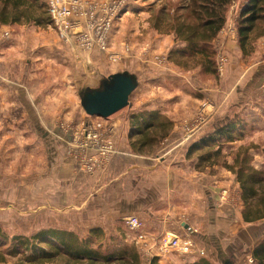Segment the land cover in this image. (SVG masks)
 Wrapping results in <instances>:
<instances>
[{
    "label": "rangeland",
    "instance_id": "1",
    "mask_svg": "<svg viewBox=\"0 0 264 264\" xmlns=\"http://www.w3.org/2000/svg\"><path fill=\"white\" fill-rule=\"evenodd\" d=\"M181 1L129 0V8L122 12L121 20L115 25L110 38L111 48L114 51L121 52L127 45L131 48L130 54H124L122 60L118 62H113L108 52L105 53L99 49L83 52L75 44L65 42L59 37L53 24L0 26V116L5 118L0 120V131L8 135L5 141L8 146H0V229L6 235L28 236L44 228L62 229L60 225H63L75 227L74 232L85 237L92 221L96 220H92V216L78 214L81 212V207L76 208L74 205L65 208L62 205L51 203V199H48L50 196L49 182L45 184L48 190L43 191L46 193V197L43 198L47 199L38 197L42 194L39 187L43 183L35 182L39 167L34 163V159L39 160L40 156L39 152H34L32 149L39 138L42 146H50V134L52 139L55 138L56 146H66L68 156L75 161V176L78 178H75L72 184L76 186L72 194L74 198L101 194L104 192L106 182L113 181L115 174L119 172L114 169L106 170L101 164L97 165L93 172H88L84 168L89 153L96 154L95 151H91V148L87 150L81 147L87 141L84 133L86 126L96 127L101 124L102 128L105 127L107 130L111 128L113 132H110V135L115 146H130L131 117L143 111L156 110L167 116L165 111L177 108L174 118L182 135L174 131L161 143L146 150L147 152L152 151L151 156L148 157L153 158L157 165L161 164V158L173 160L187 158V151L191 144L231 121L238 120L240 128L238 126L237 129L244 128V137L228 144L222 142L225 158L233 161L241 145L244 144L243 147H250L252 164L255 166L254 162L257 164L262 162L264 166V133L256 143L250 142L249 137L253 136L252 132L255 129L250 127L251 123L247 121L249 112L246 108L251 105V102L245 99L247 96L249 98V95L264 96V74L262 77H254L253 81H251L253 73L242 78L239 87L232 86V89L220 93L224 97L225 94L226 97L236 95L233 100L224 108L222 103L215 106L216 93L213 87L216 84L220 85V80L224 75L202 72L196 60H188L186 63L179 56L170 58V53L184 44L176 43L174 35L164 25L159 31L155 30L151 24L152 3H156L153 9L155 12L166 5L167 11L173 13L176 5L179 6ZM230 9L231 7L229 11ZM229 11L228 18L232 16ZM43 17L47 22L48 14ZM224 41L226 46L230 40L225 39ZM235 42L238 43V41ZM214 47L216 50V41ZM252 56L251 53L248 55L246 65ZM125 60H134L138 67L142 66L136 71L139 76V85L131 95L128 106L108 119L88 116L81 105L80 92L100 88L103 80L111 74L125 70L131 71L132 67L123 65ZM7 89H10L15 96L12 97L13 101L18 102L22 91L29 100L34 101V104L39 103L42 107L40 109L42 115L37 119V124H34L30 118L26 119L31 128L26 135L21 130L23 124L19 116V111H23V107L17 109V106H13L10 110L7 104L8 98H6V103L2 102V94ZM183 98L186 99L185 102ZM193 98L201 99V103H204H195ZM193 104L197 105L196 109L193 108ZM24 110L26 111L25 108ZM184 114L190 116V119L181 117ZM173 116L170 119H173ZM175 122H173L174 125ZM170 150L171 153H169ZM198 154L200 153L192 156L193 162L198 159ZM49 157L50 152L44 150L46 166L45 172L43 169L41 174L47 176L46 181H49V172H51ZM115 157L129 159L128 156L115 154L111 156L110 161ZM161 168L166 169V167ZM120 169L124 171L123 166ZM214 170L220 172L223 168L216 166ZM60 174L59 172L58 175ZM137 176L139 178L141 175L138 173ZM80 177L88 179L89 183L81 186ZM61 190L62 187L58 184V191ZM57 201L59 202V198ZM179 201L177 198L174 203H179ZM167 204L164 203L166 206ZM127 215L117 220L116 228L119 235L115 237L126 236L127 231L123 219ZM253 226L259 227L261 231L264 223L257 225L256 222ZM180 228L182 230L179 231L183 234V228L181 226ZM248 228L253 229L254 227ZM152 233L156 237L163 234L161 232ZM183 235L191 237L195 244L198 242L200 248L204 249L205 255L200 256L201 259H209L212 264H223L224 259H232L229 252L220 257L219 252L221 251L217 252L211 244L201 243L199 238H193L191 231L184 230ZM261 236L259 233L258 237L253 240H245L241 250H249L258 240L264 238ZM124 243L132 245L130 241ZM136 248L141 252L139 247L136 246ZM174 255L178 256L180 253H173L172 256ZM172 256H169V260H172ZM142 258L143 264H149L152 259L151 257L147 259L145 256ZM6 260L0 264H15L16 262L14 258Z\"/></svg>",
    "mask_w": 264,
    "mask_h": 264
},
{
    "label": "crops",
    "instance_id": "2",
    "mask_svg": "<svg viewBox=\"0 0 264 264\" xmlns=\"http://www.w3.org/2000/svg\"><path fill=\"white\" fill-rule=\"evenodd\" d=\"M241 3L242 0H237L231 6L229 14L232 16L228 18L226 25L237 26L236 20ZM251 37L253 39L252 51L247 55H244L237 42L228 41L226 49L229 52L230 62L225 74H223V78L220 80V85L216 84L213 87L214 93H216L215 106H219L222 103V107L224 108L233 100L236 95L226 97L227 95L225 94L224 97L221 94L233 87H239L238 85L242 83V78L253 73V79L251 80L253 81L254 77H262L264 74V28L257 27ZM250 53L253 56L246 65ZM123 65L130 66L132 69L131 71L125 70L122 72L127 71L135 75H137V69L142 67H138L134 60H125ZM137 77L139 81V76L137 75ZM12 97H15L12 91L7 89L2 94V102L6 103V98H8L7 104L10 110L13 106H17V109L23 107V111H19V116L23 124L21 130L26 135V132L31 129L26 119L30 118L34 124H37V119L42 115L40 110L42 107L39 103L34 104V101L29 100L27 95L22 91L18 102L13 101ZM245 99L251 102V105L246 108L249 112V119L247 121L251 123L250 127L255 129L252 132L253 136L249 137V140H251L250 142L254 141L256 143L260 140L262 133H264V131L261 132L264 130V96L249 95V98L247 96ZM185 100L183 98L184 102ZM193 100L195 103H201L202 101L201 99L194 98ZM241 101L243 102V99ZM36 105L39 106L36 107ZM196 106V104H193V108L196 109ZM175 112H177V108H170L164 113L167 114L169 119L174 115L171 120L175 122ZM181 117L186 119L190 116L184 114ZM2 119L5 118L0 116V120ZM174 131L180 132L182 135L177 122H175ZM39 132L41 134L40 130ZM7 136V134L1 133L0 131V146H8L5 143ZM49 137L50 146H42L39 138V141H35L34 149H32L34 152H39L40 156L39 160L34 159V163L39 167L35 182L43 183L39 187V191L42 194L38 197L47 199L43 198L46 197V193H43V191L48 190L45 188V184L49 182L50 196L48 199H51H49L51 203L59 206L62 205L65 208L67 206L73 207L74 205L76 208L81 207V212L78 214L92 216V220L96 219L92 221V225L86 233L87 235L90 229L97 227L101 228L107 236L119 235L118 229L116 228L117 220L125 214L137 215L144 221L146 228L154 233H165L167 231L180 233L179 230H182L180 228L181 226L183 228V234L184 230L191 231L193 238L196 239L197 237L201 240V243L204 242L206 244L207 242V244L215 247L217 252L221 251V253L219 252L220 257L225 256L229 252L232 255V259H224L223 264L226 261H231L233 264H246L252 258V251L261 239L249 250H241V246L247 240H253L258 237L259 233L262 235L261 238L264 237V227L260 231L259 227L253 226L256 223L244 222L242 216L244 207L241 199L240 185L237 182L236 176L225 168L220 172L214 170L216 166L199 170L196 167L197 160L193 162V160L187 158L180 160L161 158V164L157 165L153 158L134 154L130 146H116L117 154L128 156L129 159L115 157L111 161L109 160L102 164L106 170L114 169L119 171L115 174L116 177L113 181L106 182L103 188L104 192L99 195H83L74 198L72 194L76 186L74 187L72 184H74L75 178H78V176H75V161L68 156L65 150L66 146H56L55 138L53 137V141L51 134ZM44 150L50 152L49 165L51 172H49V181H46L48 179L46 175L41 174L43 169L45 172L46 166ZM171 152L170 150L169 153ZM229 162L231 163L233 161L229 160ZM254 163L256 165H252L256 169H264L262 162L258 164L256 162ZM155 165L157 168H155ZM122 166L124 171L120 169ZM58 167H60V171H58ZM161 167H166V169L162 170ZM59 172L61 173L60 175H58ZM138 173L142 176H140L141 178H138ZM80 178L81 186L89 183L88 179L85 180L84 177ZM61 183H64V185H60ZM58 184L62 187L61 191H58ZM51 192L54 193L51 194ZM58 198L59 202L57 201ZM177 198L180 200L179 203H174ZM164 203H168L167 206ZM93 216H97L98 218H94ZM258 222L257 225H261V223H264V219ZM186 226L189 228L187 229ZM251 226L254 228H248ZM60 227L71 231L76 229L72 226L60 225ZM250 230L253 231L251 232ZM195 248L197 250H204L200 248L198 242L195 244ZM196 249L190 254H180L178 256H172L171 254L169 256H172V260H169L168 256L159 261V263L192 264L201 259L199 258L201 255H199ZM137 251L142 257L145 256L149 259L148 256L138 249ZM210 262L212 263L211 260Z\"/></svg>",
    "mask_w": 264,
    "mask_h": 264
},
{
    "label": "trees",
    "instance_id": "3",
    "mask_svg": "<svg viewBox=\"0 0 264 264\" xmlns=\"http://www.w3.org/2000/svg\"><path fill=\"white\" fill-rule=\"evenodd\" d=\"M0 0V26L53 24L45 0ZM237 0H182L173 13L166 5L156 12L151 4V24L155 30L168 28L176 43L184 44L170 53V58L196 60L206 74H218L214 41L225 27L229 8ZM46 9V10H45ZM171 14H169V13ZM48 14V21L43 15ZM238 43L244 55L252 51L251 37L257 27L264 28V0H242L237 17ZM238 120L216 129L208 136L191 144L187 159L198 154L197 169L221 166L232 172L240 185L243 202L242 216L246 223L264 219V169L252 165L250 147H240L233 162L223 154V143L244 137L238 130ZM240 128V126L238 127ZM171 119L160 111H143L131 117L130 147L136 155L151 156L146 150L161 143L173 132ZM125 237L107 236L101 228H92L81 237L74 231L44 228L31 235L8 236L0 229V263L7 258L15 264H143L134 245L124 243ZM253 264H264V238L252 251ZM149 264H159L152 258ZM192 264H212L202 258Z\"/></svg>",
    "mask_w": 264,
    "mask_h": 264
},
{
    "label": "built area",
    "instance_id": "4",
    "mask_svg": "<svg viewBox=\"0 0 264 264\" xmlns=\"http://www.w3.org/2000/svg\"><path fill=\"white\" fill-rule=\"evenodd\" d=\"M45 2L53 25L59 37L65 42L75 44L83 52L93 49L108 52L113 62L122 60L124 54H130V46H124L121 52H117L112 50L110 44L113 29L121 20L122 12L129 8V0H45ZM225 39L238 41L236 26L225 25L216 39V66L220 76L225 73L230 62ZM110 132H113V129L102 128L101 124L96 127L86 126L84 133L87 141L81 147L87 150L91 148V151L96 153L95 155L89 153L88 160L84 163V168L88 172L95 171L97 165H102L109 161L112 155L117 154ZM123 221L127 231L124 242H132V245L139 247L148 257L161 261L173 253L185 255L196 249L193 239L181 233L167 231L156 237L137 215H127ZM197 251L199 255H205L204 250ZM252 263L251 258L246 264Z\"/></svg>",
    "mask_w": 264,
    "mask_h": 264
},
{
    "label": "water",
    "instance_id": "5",
    "mask_svg": "<svg viewBox=\"0 0 264 264\" xmlns=\"http://www.w3.org/2000/svg\"><path fill=\"white\" fill-rule=\"evenodd\" d=\"M138 85V77L133 73L126 71L111 74L103 80L100 88L80 92L81 105L88 116L108 119L128 106ZM225 264L233 263L226 261Z\"/></svg>",
    "mask_w": 264,
    "mask_h": 264
}]
</instances>
